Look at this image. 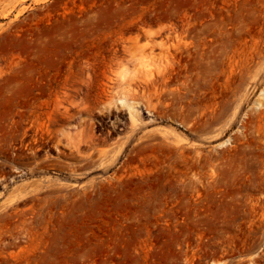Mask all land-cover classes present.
Returning a JSON list of instances; mask_svg holds the SVG:
<instances>
[{
    "label": "rangeland",
    "instance_id": "1",
    "mask_svg": "<svg viewBox=\"0 0 264 264\" xmlns=\"http://www.w3.org/2000/svg\"><path fill=\"white\" fill-rule=\"evenodd\" d=\"M0 264H264V0H0Z\"/></svg>",
    "mask_w": 264,
    "mask_h": 264
}]
</instances>
